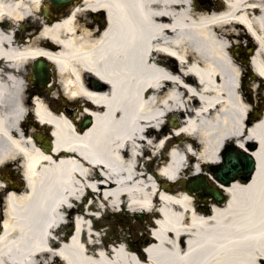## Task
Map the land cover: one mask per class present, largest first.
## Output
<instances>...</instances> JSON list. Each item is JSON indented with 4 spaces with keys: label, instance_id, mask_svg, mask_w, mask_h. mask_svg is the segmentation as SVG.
<instances>
[{
    "label": "bare ground",
    "instance_id": "6f19581e",
    "mask_svg": "<svg viewBox=\"0 0 264 264\" xmlns=\"http://www.w3.org/2000/svg\"><path fill=\"white\" fill-rule=\"evenodd\" d=\"M225 1L79 0L57 16L46 0H0V164L22 155L26 180L23 188L0 182V264H261L264 112L252 115L246 94L255 85L240 72L239 50L255 42L249 60L264 78V0ZM101 12L106 20L96 24ZM38 58L53 72L51 93L31 82L22 89ZM58 89L91 125L59 112ZM28 110L52 126L48 148L19 129ZM162 129L172 143L162 173L170 180L219 162L234 139L255 144V171L222 186L226 201L205 213L182 185L161 188L140 164L156 155ZM87 196L97 211L120 201L150 214L158 206L148 243L83 242L93 232L79 209Z\"/></svg>",
    "mask_w": 264,
    "mask_h": 264
},
{
    "label": "rangeland",
    "instance_id": "374dc122",
    "mask_svg": "<svg viewBox=\"0 0 264 264\" xmlns=\"http://www.w3.org/2000/svg\"><path fill=\"white\" fill-rule=\"evenodd\" d=\"M50 3L49 0H46ZM246 43V42H244ZM244 45V44H243ZM246 46V45H244ZM146 168H153L155 167L154 163H146ZM156 179L160 178L159 176L155 175ZM179 192L177 193V195ZM92 208V207H91ZM125 206H122V210H107L103 215H101V219L98 223H102L101 225L105 226L106 236L105 241L110 240L112 237L114 239H121V237L126 236L129 240V243L135 244L139 246L140 242L142 245V241L144 240V236H149V226L153 224L152 215L155 213H147L144 212L145 210L137 211L138 214H133V211L128 210ZM84 211V209H82ZM93 210V209H92ZM142 213L145 215L144 220H140L142 217ZM138 215V216H137ZM91 220H94L92 216H90ZM97 223V224H98ZM123 227V229L121 228ZM120 241V240H118ZM139 243V244H137Z\"/></svg>",
    "mask_w": 264,
    "mask_h": 264
},
{
    "label": "flooded vegetation",
    "instance_id": "af4514ba",
    "mask_svg": "<svg viewBox=\"0 0 264 264\" xmlns=\"http://www.w3.org/2000/svg\"><path fill=\"white\" fill-rule=\"evenodd\" d=\"M26 84L24 85V90H27V81H25ZM36 88L34 86V92H37L36 91ZM257 95V94H255ZM257 97L259 98V95H257ZM262 103L259 101L256 103V106L257 108H261L262 106ZM68 108V111L71 113V114H76V119L78 120H82V117L81 115L79 114V112L75 111V110H72L70 107H67ZM18 127L22 130L23 133L27 134V135H30V136H34L35 134L38 135L40 132H41V128L37 126L36 124V121H35V118L34 116H32V113H31V110L27 111V114L26 116L24 117V119L18 124ZM14 160L11 161V162H3L1 165H0V179L4 178L5 176L7 177H14L16 180H17V183L20 185L22 184V170L20 169V162H21V159H20V156H15L13 158ZM9 183H7L8 185ZM1 198H0V208H1Z\"/></svg>",
    "mask_w": 264,
    "mask_h": 264
},
{
    "label": "water",
    "instance_id": "95a60500",
    "mask_svg": "<svg viewBox=\"0 0 264 264\" xmlns=\"http://www.w3.org/2000/svg\"><path fill=\"white\" fill-rule=\"evenodd\" d=\"M54 3H58L59 1H65V0H52ZM42 64V62H38L37 63V68ZM255 145H253L254 147ZM227 156L229 157V159L231 160V165H229L228 167H219L217 168L216 170V173H217V176L220 177L221 174L224 175H228L230 176L232 173H234V170L236 169V167L238 168L239 167V160H245L246 163H247V170L252 173L254 170V167H255V160L252 158L251 155L247 154L246 156H242L241 154H239L238 152H230L227 154ZM239 159V160H238ZM193 187H190L192 190H198L199 187H197L199 185L198 181H193ZM192 186V184H191ZM206 193H210L212 194V196L214 198H217V199H220L222 194L217 192L216 189L213 190H209L208 188L205 189Z\"/></svg>",
    "mask_w": 264,
    "mask_h": 264
},
{
    "label": "snow or ice",
    "instance_id": "6c2138e0",
    "mask_svg": "<svg viewBox=\"0 0 264 264\" xmlns=\"http://www.w3.org/2000/svg\"><path fill=\"white\" fill-rule=\"evenodd\" d=\"M229 165H231V160L229 159V157L227 156V154H225V157H224V167H228ZM261 264H264V260L261 261Z\"/></svg>",
    "mask_w": 264,
    "mask_h": 264
}]
</instances>
